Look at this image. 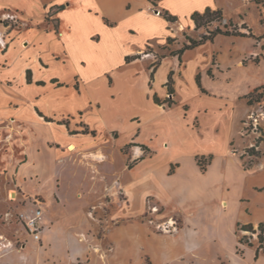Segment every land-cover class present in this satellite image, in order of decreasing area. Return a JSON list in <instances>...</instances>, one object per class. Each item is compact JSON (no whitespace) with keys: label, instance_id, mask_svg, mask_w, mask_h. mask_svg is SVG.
I'll return each mask as SVG.
<instances>
[{"label":"rangeland","instance_id":"obj_1","mask_svg":"<svg viewBox=\"0 0 264 264\" xmlns=\"http://www.w3.org/2000/svg\"><path fill=\"white\" fill-rule=\"evenodd\" d=\"M59 3L65 5L67 0H0V226L19 222L21 229L16 234L24 232V221L20 214L24 213L22 209L26 206V200H21L17 193L13 170L23 156L21 143L27 140L26 129H34L38 141L50 137L64 140L61 129H97L101 134L106 129H117L122 134L116 140L118 146L128 138L131 129L136 128L134 122L139 123L142 119L140 128H137L141 129L139 137L154 147L160 145L161 139L166 140L168 156L178 157L182 162L181 183L188 191L193 190V186L207 191L202 198L177 200L181 211L171 216L173 221L165 214L166 211L154 217V221H150L153 219L150 214L140 218V221L154 227L157 233H165L160 238L172 259L162 264H238L248 247L252 250L258 248L259 255L264 258V235L263 241L258 240L259 223L262 222L264 227V0H215L214 8H220L223 12V24L231 21L232 26L237 25L240 31L246 33L249 28L258 39L247 35L221 36L217 39L218 49L213 54L211 74H203L206 80L205 93L202 92L215 98L192 101L179 95L177 81L182 78L181 63L172 74L174 95H159L179 103L172 108L159 105L158 109L151 105L153 88L152 83L151 89L146 86L145 66L150 70L149 65L158 59L160 64L162 58L172 56L169 53L186 42L185 35L198 38L206 32L207 27L194 29L190 16L177 17L170 28V39L148 41L138 53V58H143L146 63L130 66H121L124 45H110L112 53L106 57L99 44L95 45L82 34L74 39L79 55H74L76 63L72 64L65 61L59 41ZM95 3L97 0L72 1L65 18L72 21L77 32L86 33L84 26L89 22L83 14L84 8ZM160 14H163L162 10ZM147 23L141 21L139 24ZM214 26L215 23L210 25ZM155 29L162 30V25L156 24ZM230 38L246 39L249 45L245 48V44H242L237 61L221 63L219 53H223ZM68 44L72 47L70 42ZM133 44L140 46L138 37ZM251 45L255 46L253 52H250ZM229 50L226 55L231 57L232 50ZM80 59L83 65L79 64ZM27 68L31 69L32 82L34 78L49 80L57 77L67 84L43 91L40 106L54 117L41 115V119H38L29 109L32 99L42 92L38 87L24 85L14 89L23 83ZM76 70L86 79L81 93L73 91L71 85L74 80L76 88H80ZM108 74L116 81L114 92L121 94H116L114 99L107 90L106 79L112 82ZM186 93L191 97L190 90ZM94 96L99 99V110L94 108V103H89ZM219 97L230 101L226 106H220L221 110L218 108ZM201 104L208 107V115L202 118L206 124L199 128L200 120L196 112ZM77 109L80 110L63 116ZM35 112L41 114L38 110ZM131 115L134 116L133 122L129 119ZM191 129L200 130L196 132ZM116 135L113 132V136ZM226 138V159L220 154L208 172L199 171L196 174L192 152L218 144L223 150ZM135 143L145 155L152 152L145 144ZM49 144L55 143L52 141ZM132 149L133 145L128 143L121 150L128 153ZM213 157L209 153L198 154L196 161L206 169ZM136 160L130 155L126 164L133 166ZM122 163L123 155L113 149L112 163L107 168L119 169ZM175 167L176 164H171L170 170ZM220 196H224L225 206H221ZM150 204L154 205L155 202ZM189 209L192 213H189ZM157 210L160 214L162 207L159 205ZM6 212L11 214L5 216ZM166 221L169 227L163 228ZM249 222L253 225V231L243 229V225ZM98 234L102 236V231ZM236 241L238 243L235 245ZM249 260L246 255L243 264H248ZM131 264L153 263L145 256L143 261Z\"/></svg>","mask_w":264,"mask_h":264},{"label":"crops","instance_id":"obj_2","mask_svg":"<svg viewBox=\"0 0 264 264\" xmlns=\"http://www.w3.org/2000/svg\"><path fill=\"white\" fill-rule=\"evenodd\" d=\"M72 1L67 0L64 8L60 10L59 17V41L65 53V61L76 63L74 55H79V51L74 46V39L83 34L95 45L99 44L105 53L108 52L104 53L106 57L112 53L111 46L124 45L121 66L146 63L143 58L126 62L125 56L138 54L150 40L163 41L170 36L173 22L167 21L160 14V10H166L181 19V17H189L194 11H203L206 7L214 8L216 5L215 0H97L94 5L84 8L83 14L89 22L84 26L86 29L84 34L81 31L77 32L71 24L72 21L65 18V14L70 11ZM154 10H158V13ZM141 21L143 23L148 21L149 24L141 25L139 24ZM156 24L162 25V30L155 29ZM221 36L234 35H217L213 41H206L185 50L181 54V61L176 55L165 56L154 70L152 78L151 69L148 70L147 65L145 66L147 73L145 81L148 89H151L152 83L153 91L150 100L154 108L158 109L159 105L164 104L155 103L153 95L155 94L161 100L166 98L159 96L168 94L165 80L167 81L169 72L172 71L173 74V70L177 69L181 63L182 78L177 81L180 96L192 101L216 97L202 93H205L204 81L206 80L203 74L204 72L208 74L207 71L213 63V54L218 49L217 39ZM137 37L140 40L139 47L133 44ZM242 44H245V48L249 45L246 39L230 38L223 53H219L221 63L237 61L240 50L242 51ZM229 49L232 50L231 57L226 55ZM251 49L250 52H253L255 46L251 45ZM79 64H84L82 59ZM197 74L200 77V86L196 82ZM108 75L111 77L110 74ZM75 76L80 81V88H76V82L73 80L71 82L73 91L81 93L86 79L79 71ZM111 78L112 82L106 79V84L110 97L114 99L116 94H121L114 92L116 81L113 77ZM51 79L34 78L33 82H27L25 76L23 83L14 88L25 85L38 87L42 91L32 99L29 106L32 114L38 119H41V115L54 117L40 106L43 91L47 88L67 86L65 82L59 80L63 85L57 86L51 82ZM37 81H43V84H38ZM89 84L90 81L87 85ZM189 90L191 97L186 93ZM227 102L230 101L219 97L218 108L222 105L226 106ZM89 103H94L96 110L101 108L98 97L94 96ZM177 103L179 102L175 101L171 106H164L172 108ZM36 110L41 114H37ZM79 110L65 113L63 116ZM207 110L208 107L205 104L198 106L196 114L200 120L199 128L206 124L202 118L208 115ZM133 117L132 115L129 117L130 121ZM138 118L140 119L139 116ZM134 123L136 128L131 129L128 138L118 146H116V140H119L122 134L117 129H106L103 134L97 129H61L65 136L64 140H54L50 137L44 138L43 141L37 140L34 129H26L27 140L21 143L23 156L14 165V183L18 195L22 197L21 200H26V206L22 212L29 214L33 209L41 208L42 232L40 239L35 240L27 233L25 227L24 232L16 234L21 229L19 222L0 226V264H131V262L143 261L145 256L153 264H162L172 259L171 253L162 244V238H160L164 232L157 233L154 227H151L148 222L140 221V218L144 214H150L153 215L150 221H154V217L163 215L166 211L165 214L169 216L170 221H173L171 216L181 211L177 200L202 198L207 191L205 188L200 190L195 186L193 190L188 191L179 178L182 162L178 157L168 156L166 140L161 139L160 145L152 146L150 142L139 137L141 129L137 128H140L142 119L139 123ZM191 130L199 132L200 129ZM113 132L117 135L113 136ZM52 141L55 144L50 145ZM135 142L145 144L152 152L145 155ZM128 143L133 145V149L124 153L121 149ZM226 146L227 138L224 141L223 150L218 144L193 151L191 156L197 170L196 174L199 171L208 172L220 154L226 159ZM113 149L123 155V163L119 169L111 170L107 167L112 163ZM207 153L213 154L214 157L208 164V168L202 170L196 157L198 154ZM130 155L133 159H137L133 166L126 164ZM173 163L176 167L170 170ZM223 198L224 196H220L221 206L226 205ZM150 202L155 204L151 205ZM159 205L162 207L160 214L157 213ZM189 210V213H192L191 209ZM165 223L163 228L169 227V223L167 221ZM100 230L102 236L98 234ZM163 230L167 232L166 229ZM9 233H11L10 237ZM237 243L238 241L235 245ZM258 251L257 248L252 250L248 247L243 251L238 264L244 263L246 255L250 259L248 264H264V258Z\"/></svg>","mask_w":264,"mask_h":264},{"label":"trees","instance_id":"obj_3","mask_svg":"<svg viewBox=\"0 0 264 264\" xmlns=\"http://www.w3.org/2000/svg\"><path fill=\"white\" fill-rule=\"evenodd\" d=\"M256 1H258V0H256ZM63 8H64V5H59L57 9L61 10ZM162 15L169 22H174L177 20V17L175 15L170 14L166 10L163 11ZM190 18L193 21L194 29H199L201 27H207L206 32L201 34L198 38H193V37H190L188 35H185L186 42H184L179 49L171 51L169 53L170 55H176L178 57L179 61H181V54L185 50L191 49V48L198 46V45H200L206 41H213L217 35H234V36H236V35L237 36L248 35V36L254 37V35L251 33L249 28L247 29L248 33H246V32L240 31L239 28L237 27V25L232 26L231 21H228L229 22L228 24H223L222 23L223 22V12H222V9H220V8L206 7L203 11H194L190 15ZM213 23H215V26L210 27V25ZM243 26L246 27L245 25H243ZM254 38L258 39V37H254ZM169 39H170V37H168V40ZM138 57H139V54L127 55V56H125V61L129 62V61L134 60L135 58H138ZM162 57H164V55L161 56V58ZM159 62L160 61L158 59V61L151 63L149 65V68H151V78H152L153 72L156 69ZM207 72H208V74H211L210 69H208ZM199 78H200L199 74H197L196 82L200 86ZM26 79H27V82L31 81L30 69L26 70ZM51 82L55 83L57 86L63 85V83L59 82L57 78H52ZM37 83L43 84V81H37ZM166 86H167L168 94L174 95L172 71H170L168 74ZM260 87H262V86H260ZM258 88L259 87L255 88V89H258ZM153 101L155 103L164 104L166 106H171L172 104L175 103V100L170 98V97H166L163 100H160L155 94L153 95ZM46 120L49 121L50 119H46ZM198 164L202 170H205V166L203 164H201L199 162H198ZM262 190H264V188ZM243 229L248 230V231H253V226H252V224L247 223V224L243 225ZM258 229H259L258 240H259V242H261V241H263V235H264V227H263L262 222L259 223ZM257 250H258V248H257Z\"/></svg>","mask_w":264,"mask_h":264},{"label":"built area","instance_id":"obj_4","mask_svg":"<svg viewBox=\"0 0 264 264\" xmlns=\"http://www.w3.org/2000/svg\"><path fill=\"white\" fill-rule=\"evenodd\" d=\"M11 213L6 212L5 216H9ZM20 216L23 218L24 227L29 235L33 239H40V232L42 230L41 219H42V210L37 207L33 209L29 214L21 213Z\"/></svg>","mask_w":264,"mask_h":264},{"label":"water","instance_id":"obj_5","mask_svg":"<svg viewBox=\"0 0 264 264\" xmlns=\"http://www.w3.org/2000/svg\"><path fill=\"white\" fill-rule=\"evenodd\" d=\"M156 13H158V10H154Z\"/></svg>","mask_w":264,"mask_h":264},{"label":"bare ground","instance_id":"obj_6","mask_svg":"<svg viewBox=\"0 0 264 264\" xmlns=\"http://www.w3.org/2000/svg\"><path fill=\"white\" fill-rule=\"evenodd\" d=\"M70 148H72V146H70Z\"/></svg>","mask_w":264,"mask_h":264}]
</instances>
